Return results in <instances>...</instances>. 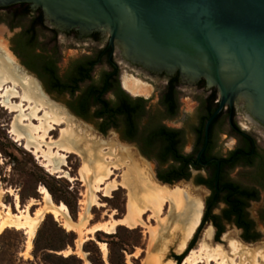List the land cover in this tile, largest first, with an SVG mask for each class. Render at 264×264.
Listing matches in <instances>:
<instances>
[{
    "label": "flooded vegetation",
    "instance_id": "flooded-vegetation-1",
    "mask_svg": "<svg viewBox=\"0 0 264 264\" xmlns=\"http://www.w3.org/2000/svg\"><path fill=\"white\" fill-rule=\"evenodd\" d=\"M23 8H28V15L22 14ZM2 15L12 21L30 19V24L34 18L42 16L44 26H39L38 30H48L53 39L64 34L95 45L93 52L71 58L64 68L57 50H45L41 45L33 54L44 56L41 70L55 62L60 89L54 92L60 98H69L70 106L66 111L70 117L91 125V130L99 135L111 133L119 147L133 153L146 165L158 184L173 188L179 183L192 182L194 189L205 190L201 192V196L206 195L202 197V220L185 251L198 242L203 228L210 222L216 230V239L228 227L240 231L245 244H257L263 239L264 148L253 134L240 126L237 113H243L253 127L264 131V125L249 114L244 102L232 107L226 105L216 116L210 126L208 145L199 159L205 147L206 124L220 107L222 98L219 89L205 78L194 81L180 71L158 72L132 62L123 49L111 41L109 34L94 31L84 35L79 29L60 30L46 19L41 9L30 4L0 8ZM28 26L11 30L8 54L24 73L38 78L33 77L41 88L43 84L48 88L45 81L24 64L27 59L19 51L28 47L32 37L25 33ZM38 41L41 44L39 38ZM116 53L125 69L116 62ZM185 90L198 98L197 106L190 113L180 114V98ZM226 127L229 128L227 137L232 138L229 143L225 140ZM179 169L187 177L178 179ZM239 169L244 173L234 179L233 173ZM184 255V252L174 253L176 264H182Z\"/></svg>",
    "mask_w": 264,
    "mask_h": 264
},
{
    "label": "rangeland",
    "instance_id": "rangeland-1",
    "mask_svg": "<svg viewBox=\"0 0 264 264\" xmlns=\"http://www.w3.org/2000/svg\"><path fill=\"white\" fill-rule=\"evenodd\" d=\"M29 24L30 19L12 21L9 16H0V47L2 50L10 54L9 38L12 36L11 30L26 27ZM39 40L45 50L58 51L62 68L67 65L71 58L88 54L95 49V45L90 41H80L75 37H69L64 34H59L56 39H53L52 34L48 30H39ZM116 62L123 66V61L118 53H116ZM123 69H125L124 66ZM32 77L38 79L36 76ZM42 88L52 101L65 110L69 109V98H60L57 93L50 92L44 84ZM197 100L198 98H193L192 92L185 90L182 93V98H180V114L192 112L197 106ZM237 121L243 129L253 134L260 146L264 148V131L253 127L247 117L241 112L237 113ZM10 122L9 112L2 110L0 114V212L4 210L2 206L4 204L10 207L13 213L19 214L20 211L17 209L15 197V195H18L20 210L28 209L29 213L35 216L36 213L45 207L43 196L39 191L41 187H45L50 192L55 205L64 204L67 206L75 228L69 231L53 214L48 212L32 242L28 241V236L23 229H5L1 231L2 233L0 232V264H87V262L91 264H153L155 255H157V242L153 243L154 241H152V230L162 227L161 222L157 218H153L151 213H147L144 216V221L147 223L145 228L130 229L126 226L118 225L113 234L102 231L91 233V229L96 225L121 220L126 216L130 200L129 192L119 187L110 197L106 196L104 192L99 193L100 205L94 206L90 214L85 215L84 208L87 201L88 187L80 174L84 167L82 158L76 153L69 154L67 165L63 169L72 178L65 177V173L52 174L43 167L33 153L15 142L10 134ZM79 123L82 124L84 122L79 120ZM65 127L66 125H63V128ZM82 127L87 128L94 137L102 138L106 141L104 144L105 152L109 151L107 148L112 143L110 141H117L111 133L102 136L93 132L91 130L92 126L86 123ZM228 132L229 128L226 127V143L232 141L230 136L229 138L227 137ZM52 137L58 140L60 129L54 131ZM124 153L126 152L123 150V156H125ZM120 156L121 154L117 155V159H121L123 163L124 161L128 163V160ZM124 169L125 166L121 170L113 168L114 173L110 176L107 183L115 180L121 183ZM242 173H244L242 170H236L233 173V178L237 179ZM191 183H179L175 187H192ZM199 189L201 196V192L205 190L202 187ZM201 197L204 198L206 195L203 194ZM218 212L219 210H216V213ZM167 216L168 212L165 209L160 220L167 219ZM210 227H213L211 222L203 228L198 242L188 252L185 250L193 237L182 251L179 250L181 237L171 242L168 248L164 250L165 260L173 261L176 264V260L173 257L174 253L184 252V256H186L182 262L184 264L187 257L200 255L205 231ZM213 229L214 236L210 243L211 249L221 247L226 253H229H227L228 255H232L231 245L225 239L227 236L238 239L245 244L241 239L240 231L234 227H228L219 239L215 238L216 230L215 228ZM79 230L83 232L84 238L80 249L78 247ZM100 243L106 244V256ZM29 244H31L30 247ZM245 245L256 248L261 247L264 250V237L257 244ZM230 258L231 260L235 259L237 264H242L240 257L230 256ZM256 261L255 264H264V258L259 257ZM246 264L250 263L246 262Z\"/></svg>",
    "mask_w": 264,
    "mask_h": 264
},
{
    "label": "bare ground",
    "instance_id": "bare-ground-1",
    "mask_svg": "<svg viewBox=\"0 0 264 264\" xmlns=\"http://www.w3.org/2000/svg\"><path fill=\"white\" fill-rule=\"evenodd\" d=\"M14 63L11 56L0 47V114L2 110L9 112L10 134L15 142L33 153L43 167L52 174L65 173V177L72 178L63 169L67 165L68 156L76 153L82 158L84 167L80 174L88 187L85 215L90 214L94 206L100 205L99 193L104 192L110 197L119 187L126 189L130 197L126 216L121 220L96 225L91 229V233L102 231L113 234L118 225L130 229L145 228L147 223L144 221V216L151 213L152 217L157 218L162 224L160 229L152 230V241L157 242V255L153 264H175L173 261L165 260L164 250L179 237H181L179 250H184L195 234L204 209L199 190L190 186L171 188L158 184L146 165H142L129 151L123 156L124 149L115 141L109 144L107 148L109 151L105 152V142L102 138L94 137L82 127L83 125L78 124L64 108L44 94L35 78L24 73ZM63 125L66 127L63 128ZM58 129H60V137L55 140L52 133ZM119 154L128 160V163L117 159ZM123 166H125L123 181L119 183L115 180L107 183L114 173L113 168L121 170ZM39 191L43 196L45 207L35 216H32L28 209L20 210L18 195L15 197L19 214L13 213L10 207L2 204L4 210L0 212V232L11 228L23 229L28 241L32 242L48 212L53 214L66 229L74 230L75 224L70 218L67 206L55 205L47 188L41 187ZM165 209L168 212L167 219L160 220ZM79 232L80 249L84 238L83 232L81 230ZM213 236L214 230L210 227L205 231L200 255L187 257L184 264H237L230 256L240 257L242 264L246 262L255 264L257 258H264L263 249L244 245L230 236L225 239L231 245L232 255H228L229 253L227 254L221 247L211 249ZM100 244L106 256V244ZM87 264L91 263L87 262Z\"/></svg>",
    "mask_w": 264,
    "mask_h": 264
},
{
    "label": "water",
    "instance_id": "water-1",
    "mask_svg": "<svg viewBox=\"0 0 264 264\" xmlns=\"http://www.w3.org/2000/svg\"><path fill=\"white\" fill-rule=\"evenodd\" d=\"M18 4L63 31L109 34L132 62L217 87L221 104L199 159L226 105L244 102L264 125V0H0V8Z\"/></svg>",
    "mask_w": 264,
    "mask_h": 264
},
{
    "label": "trees",
    "instance_id": "trees-1",
    "mask_svg": "<svg viewBox=\"0 0 264 264\" xmlns=\"http://www.w3.org/2000/svg\"><path fill=\"white\" fill-rule=\"evenodd\" d=\"M29 10L28 8H23L22 14L28 15ZM39 26H44V21L42 16L34 18V20L31 22L30 26L26 29L25 33L31 34L32 37L30 38V42L27 44L28 47L20 48L19 51L21 52V55L27 59L24 64L33 72L37 73L41 79L45 81V84H47L50 92H58L60 89V79L58 78V70L56 66L54 65L55 62L52 61L51 63H48L47 69L41 70V64L44 61V56L41 55H34V51L36 48L40 47L41 44L38 41V32H39ZM48 75V76H47ZM71 106L74 108V104L72 103ZM88 120H90L88 117H86ZM207 119V118H206ZM205 119V120H206ZM179 169V176L178 179L181 177H187V174H184L185 172L180 171ZM201 183V181H199Z\"/></svg>",
    "mask_w": 264,
    "mask_h": 264
}]
</instances>
